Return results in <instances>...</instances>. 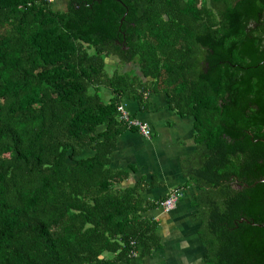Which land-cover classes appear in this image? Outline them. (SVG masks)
I'll return each mask as SVG.
<instances>
[{"label":"trees","instance_id":"16d2710c","mask_svg":"<svg viewBox=\"0 0 264 264\" xmlns=\"http://www.w3.org/2000/svg\"><path fill=\"white\" fill-rule=\"evenodd\" d=\"M151 93L192 119L203 263L264 264V0H0V264H142L161 246L143 212L164 197L110 167L135 129L122 98Z\"/></svg>","mask_w":264,"mask_h":264},{"label":"crops","instance_id":"0c3cea01","mask_svg":"<svg viewBox=\"0 0 264 264\" xmlns=\"http://www.w3.org/2000/svg\"><path fill=\"white\" fill-rule=\"evenodd\" d=\"M108 100V90L104 93ZM122 105L151 128L149 138L136 129H125L111 153L110 167L128 172L119 188L140 186L145 201H157L171 190L180 188L183 196L169 211L153 208L144 216L158 221L161 246L143 257L142 264H204L205 246L200 242L191 202L196 188L183 186L186 181L180 158L193 150L192 119L181 117L170 109L163 93L145 96V105L123 97Z\"/></svg>","mask_w":264,"mask_h":264},{"label":"built area","instance_id":"2783aa9c","mask_svg":"<svg viewBox=\"0 0 264 264\" xmlns=\"http://www.w3.org/2000/svg\"><path fill=\"white\" fill-rule=\"evenodd\" d=\"M119 117L127 124L128 127H133L138 130L144 137L149 138L151 135V128L149 125L141 121L136 117H130L129 111L125 109V107L121 104L118 107ZM183 196V190L180 188L171 190L163 199H161L158 203V208L163 211L172 210L178 200Z\"/></svg>","mask_w":264,"mask_h":264},{"label":"rangeland","instance_id":"374dc122","mask_svg":"<svg viewBox=\"0 0 264 264\" xmlns=\"http://www.w3.org/2000/svg\"><path fill=\"white\" fill-rule=\"evenodd\" d=\"M63 5L64 4L62 2L57 1L55 3L54 8H63L64 7ZM115 62H116V58H112L111 60H109L108 66L106 67V71L110 72L113 69V67L115 66V64H116ZM125 68L127 69V66ZM102 97L105 99V97L103 95H102Z\"/></svg>","mask_w":264,"mask_h":264},{"label":"water","instance_id":"95a60500","mask_svg":"<svg viewBox=\"0 0 264 264\" xmlns=\"http://www.w3.org/2000/svg\"><path fill=\"white\" fill-rule=\"evenodd\" d=\"M260 181L264 182V178L261 179ZM240 186V185H239ZM244 186H247L246 184H244ZM258 226H262L261 224H257Z\"/></svg>","mask_w":264,"mask_h":264}]
</instances>
